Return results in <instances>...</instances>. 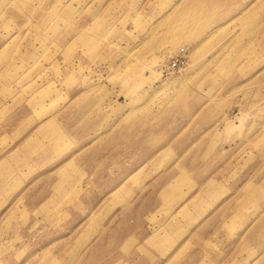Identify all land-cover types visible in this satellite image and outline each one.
<instances>
[{"label": "rangeland", "instance_id": "rangeland-1", "mask_svg": "<svg viewBox=\"0 0 264 264\" xmlns=\"http://www.w3.org/2000/svg\"><path fill=\"white\" fill-rule=\"evenodd\" d=\"M0 100V264H264V0H0Z\"/></svg>", "mask_w": 264, "mask_h": 264}, {"label": "crops", "instance_id": "crops-1", "mask_svg": "<svg viewBox=\"0 0 264 264\" xmlns=\"http://www.w3.org/2000/svg\"><path fill=\"white\" fill-rule=\"evenodd\" d=\"M31 80V79H30ZM32 115V114H31ZM29 116H26L25 118H27ZM55 118H56V115H55ZM37 119V118H34V120ZM39 120V119H38ZM39 123V121H36L35 122V125L34 127L32 128L33 130L27 134L18 144H16L13 148L9 149L4 155L0 156V161L2 160V157L3 156H6V159L5 161H2L0 163V169L3 168L4 163L5 162H8V171L5 172L2 177L3 178H6V177H10L9 179L11 180L12 178L16 177L17 176V173H19V167L23 165H27V163L25 162V151L23 149V145L24 143L26 142V140L30 139L31 135H35V134H41V135H44V134H48V133H45L44 131L40 132V133H36L39 129L36 127V125ZM39 132V131H38ZM49 139V138H48ZM48 139H46V141H48ZM65 142H66V139H65ZM15 149H18L16 152H15V155L20 152V155L23 156L22 160H20L19 164L17 166H14L13 165V162L10 163V159L12 158V151L15 150ZM31 151V158H30V161L33 162V161H36V157L38 154H40L42 151L39 150V149H33V150H30ZM11 152V153H10ZM14 156V155H13ZM17 158H20V157H17ZM33 158V159H32ZM70 160V163L72 164V166L74 167V165L76 164L75 160H74V156L73 155H70L68 158H66L62 163H60V165H58V167H55L56 169V173H57V176L60 177L59 179L56 180V182H53L52 184V193L51 195L47 198V199H54V200H61L63 199L65 196H64V193H65V186H66V183H67V176L65 177V175L61 172V170H64V163L66 161ZM63 166V168H62ZM5 180V179H3ZM10 180H7V181H10ZM138 183H140L141 181V178H138ZM158 194V193H157ZM125 198V197H124ZM181 199V198H180ZM185 200L178 206V207H182L184 205V202L187 200L186 198H184ZM175 200V199H174ZM174 203V202H173ZM178 209V208H177ZM181 216H183L182 214H180ZM176 216H179V213H177ZM185 217V216H183ZM189 218V217H188ZM161 226V225H160ZM156 231H164L163 227H160L159 229H155L153 230V232L151 234H149L147 237H146V241L148 239V237L150 235H152L154 232ZM178 236V235H177ZM191 241H194L195 240V232L194 234H192L191 236ZM186 240V239H185ZM184 240V242H185ZM187 241V240H186ZM183 244V242H182ZM182 245H180L178 248L175 249V251L168 256L167 260H166V263L170 262V261H174V259H172L175 255V253L179 250V248H181Z\"/></svg>", "mask_w": 264, "mask_h": 264}, {"label": "bare ground", "instance_id": "bare-ground-1", "mask_svg": "<svg viewBox=\"0 0 264 264\" xmlns=\"http://www.w3.org/2000/svg\"><path fill=\"white\" fill-rule=\"evenodd\" d=\"M24 73H20L17 75V79L23 81V80H26V84L28 87H30L31 89V94H30V103H33L34 106H33V110L36 112L37 115H39L38 117H41V116H44L46 114H53V115H56L58 113V111L56 110V106H53V105H48L46 102H45V98L46 96L48 95L47 93H50V90L49 89H45V88H40V87H37L34 82L32 81H29L27 76L24 78L23 77ZM24 78V79H22ZM11 80V79H10ZM13 82H16L15 80ZM24 86V85H23ZM54 87V86H53ZM55 89V88H54ZM33 91L35 93H33ZM17 95V94H16ZM29 97V96H28ZM58 97V96H57ZM56 97V98H57ZM76 98V97H75ZM28 99V100H29ZM27 100V101H28ZM52 100V99H51ZM72 100V99H71ZM1 101V100H0ZM25 101V100H24ZM27 101H26V104H27ZM50 103V102H49ZM54 103V102H52ZM29 105V104H28ZM57 105V104H56ZM59 105V104H58ZM57 105V106H58ZM1 108V106H0ZM8 109V107H4L3 109H1L2 112H5L6 110ZM28 108H26L25 112L27 111ZM32 110V111H33ZM29 113H27L26 115H28ZM29 117L25 118L27 121H32L34 119V115L30 114L28 115ZM38 131L39 132H42L44 131L45 133H48V132H51V131H54L57 129V125L56 123H54V118L51 119V121H44L43 123H41L39 126H38ZM26 146H29L27 144H25ZM25 146V147H26ZM64 149L61 148V149H55V150H58V151H62ZM29 158H31V155L28 156ZM33 159V158H32ZM5 166H3V168L0 169V177L1 179H5L4 181H7L6 178H3L2 175L8 171V162H5L4 163ZM64 170H62V173L64 175H67L66 174V170H68V168H70V161H67L66 163H64ZM63 168V166H62ZM8 182V181H7ZM155 233L154 235H152V237L155 239Z\"/></svg>", "mask_w": 264, "mask_h": 264}]
</instances>
